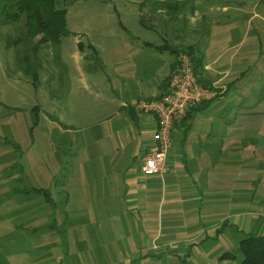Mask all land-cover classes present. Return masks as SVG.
I'll list each match as a JSON object with an SVG mask.
<instances>
[{
  "label": "rangeland",
  "instance_id": "obj_1",
  "mask_svg": "<svg viewBox=\"0 0 264 264\" xmlns=\"http://www.w3.org/2000/svg\"><path fill=\"white\" fill-rule=\"evenodd\" d=\"M195 1L58 0V7L67 9L68 34L58 47L41 50L37 87L19 70L17 48L6 43L8 36L19 35L23 18L0 23V191L47 188L60 191L57 201L70 192L77 204L65 212L58 205L55 223L43 195L12 194L10 199H23L20 215L38 231L31 238L27 234L22 245L2 246L5 252L20 254L22 264H241L240 241L248 233L264 235V0H219L222 4L207 18L192 23L196 8L203 13L206 7ZM223 2L230 3L228 12L217 9ZM188 34L198 35L199 43L213 53L231 49L222 62L237 55L232 76L240 77L223 99L193 113L185 141L189 159L197 164L210 155L207 163L217 197L213 206L201 210L208 237L191 248L181 244L178 254L161 255L169 223L168 218L159 222L162 209H153L160 238L150 245L140 219L143 213L118 211L122 184L118 195H101L99 179L104 174L106 185L114 174L110 163L120 151L119 139H107L116 151L97 156L93 130L113 125V130L124 131V123L116 118L119 104L137 99L142 91L150 95L152 83L159 85L179 54L191 58L184 45ZM177 44L178 55L171 51ZM129 72L132 77H127ZM134 86L135 94L128 95ZM219 88L212 89L220 95L224 88ZM221 141L226 149L219 148ZM207 144L210 148H203ZM127 159L132 164L134 158ZM82 194L91 204H80ZM226 199L230 204L220 202ZM233 201L247 204L242 208L248 220L244 226L220 220ZM9 204L0 203V211H6L0 215L13 219ZM238 212L227 213L234 217ZM129 222L135 223V248L144 247L142 252L134 251L127 240ZM231 254L236 258L225 257Z\"/></svg>",
  "mask_w": 264,
  "mask_h": 264
},
{
  "label": "crops",
  "instance_id": "obj_2",
  "mask_svg": "<svg viewBox=\"0 0 264 264\" xmlns=\"http://www.w3.org/2000/svg\"><path fill=\"white\" fill-rule=\"evenodd\" d=\"M209 1L210 0H206V2L203 3V0H196L194 2V5L200 3L206 7L204 8L205 12L203 13H200L196 8L195 15L198 17L196 16L192 23H198V19L200 21L201 19H204V17L207 18L208 13L213 11L214 6L222 4L219 0H213V3H209ZM229 4L230 3L228 2H223V6H217V9L222 12H228L230 10ZM196 31L198 30H194V32ZM197 36L198 35L194 36V34H188L186 36L188 41L184 45L190 50V56L194 67H197L198 69V76L206 85H209L212 88L221 87L219 89H224L220 91V95H218L215 99L207 101L204 104L202 103L192 109L183 123L181 125H176L174 128L173 146L169 153L167 161L168 171L165 175L164 182H162L158 177L146 178L141 173L142 159L149 143L150 131L154 127L153 120L149 116L139 115L135 111V116H132L129 109H132V105L137 101L152 98L167 90L169 74L175 65L176 59L171 63L168 73L161 79L159 85L152 83V92L150 95L145 97L142 91L138 94L137 99L133 97L134 99L132 101H121L118 106L116 118L124 123V131L117 130L116 128L113 130V125L107 126V128H100V126H96L93 130L96 138V146L99 145L98 148L96 147L97 156L102 157L104 153L107 154L108 152L114 151V149L116 151L117 146L114 148L112 144H109L110 141H107V139L114 138L115 136L119 139L118 148L120 151L110 163L114 174L110 176L108 184L106 185L104 174H102L99 179L103 185L101 195L105 197V199L108 193H110L111 196L115 195V193L118 195V192L120 191L118 190V187L122 184L121 193L123 194V198L120 196L118 198V211L121 210V212L130 213L138 212L139 214L143 213V215L140 216V219L144 222V228L147 231L148 243L150 245L154 239L160 238L158 237L160 234L154 230L156 224H154L153 218H155V215H153L152 212L155 208H158L159 211L162 209V215H159V222L163 221L164 218H168L169 228L167 227L166 233L163 236V246L160 247L159 252L161 255L169 253L178 254V247L181 246V244L186 245L187 248H191V246L198 245L208 237V230L204 223V217L202 218L204 213H202L201 210L204 209L205 205L213 206V204L216 203L215 197H217L215 193L216 188L213 187L207 163L209 160L208 156L210 155L205 157L204 163H201L202 159H200L199 164H197L194 159H189V155L185 150V141L190 130V119L193 113L197 110L206 109L217 100L223 99L224 96L230 92L231 82H233L234 78L236 79L240 77L232 76L233 70L238 65L237 62L234 63L237 55H233L229 57L228 60L222 62L225 55L231 49L215 50L213 53L206 48L203 41L199 43ZM177 45L179 48L180 44ZM130 69L131 67L127 70ZM121 71L122 69L119 70V73ZM127 77H132V74L129 72ZM134 94L135 86L129 89L128 95ZM122 112L126 114V117L129 120H124L123 115H121L123 114ZM128 122L130 124H128ZM226 132H230L229 128ZM205 146L210 148L208 144L204 145L203 148H205ZM226 146L227 143L225 141H221L219 148L226 149ZM224 154L222 153V155ZM128 156H132V158H134L132 164L131 162L129 164L127 159ZM200 164H203V167H200ZM102 165H104L103 160ZM48 190L50 191L55 203V207L52 209V213H54V215L52 213H48L50 217L53 215L55 219V213L57 212L56 210L60 204L63 207L64 212L66 211V208L77 206V204L73 202L72 194L70 192L62 195V199L57 201V196H60V191L55 192L50 189ZM25 193L26 191L22 189L16 191H0L1 207L6 203H10L8 206L9 212L16 215L13 219L12 216L8 217L7 215H4L3 217L0 215V264H22L23 259L20 257V254L10 255L4 251L2 246L7 247L16 244L22 245L23 241L27 239V234L31 238V235H35L38 231V227L30 226V221L25 220L26 218L24 215H20L21 210L19 209L18 204L22 202L23 199H10L12 198V194H16L17 197L19 196L21 198H25ZM26 194V197L35 196L33 193ZM220 202L230 204V199ZM89 203L91 204L90 200L86 199V194H82L80 204H82V206H87ZM258 203L261 202L259 201ZM242 204V201H233L231 203L232 207L229 208L227 212L234 210H239V212L236 213L234 217L231 216L232 214L226 212L224 216L220 215V220L225 221V224L229 222L230 225L237 227L246 225L248 220L247 217H243L244 213L242 212V208L245 210L247 204H243V206H241ZM5 212V210H1L0 214H6ZM126 217L129 218L130 216ZM156 217L158 218V216ZM3 221L6 223V227L3 226ZM129 225L128 229L130 230L131 235L127 237V240L130 242V245L133 246L134 251H144V247L141 250L140 248L138 249V247L135 248L137 244L135 243L132 235V229L136 228L135 223L131 224L129 222ZM171 225L174 226V228ZM2 230H12V232L3 233ZM253 234L261 235L256 232ZM149 252L151 253V251ZM181 252L182 251L180 249L179 253Z\"/></svg>",
  "mask_w": 264,
  "mask_h": 264
},
{
  "label": "trees",
  "instance_id": "obj_3",
  "mask_svg": "<svg viewBox=\"0 0 264 264\" xmlns=\"http://www.w3.org/2000/svg\"><path fill=\"white\" fill-rule=\"evenodd\" d=\"M76 1L79 0H71V4ZM66 15L67 9L59 8L58 0H0L1 24L18 22L23 18V27L19 35L16 38L8 36L6 43L8 46L17 48L15 58L18 68L36 87L39 85L40 70L43 69L41 50L48 45L58 47L61 37L68 34ZM80 49H82L81 46ZM171 51L178 55L180 48L173 50L171 48ZM187 53L190 55V50ZM195 72L199 83L211 89L212 87L206 85L198 76L197 67ZM129 111L132 116H135L133 108ZM15 148L21 154L20 146L16 145ZM19 166L20 172H23V168ZM24 191L29 194L43 195L51 207H55L54 199L47 188H30ZM238 251L242 256L241 264H264V235L246 234L240 241ZM225 257L235 259L236 255H225Z\"/></svg>",
  "mask_w": 264,
  "mask_h": 264
},
{
  "label": "built area",
  "instance_id": "obj_4",
  "mask_svg": "<svg viewBox=\"0 0 264 264\" xmlns=\"http://www.w3.org/2000/svg\"><path fill=\"white\" fill-rule=\"evenodd\" d=\"M217 96L214 89L199 83L192 59L181 53L169 75L167 90L132 105L137 114L149 116L154 123L141 163L144 177H158L164 182L168 171L167 161L173 146L174 128L183 123L192 109Z\"/></svg>",
  "mask_w": 264,
  "mask_h": 264
}]
</instances>
